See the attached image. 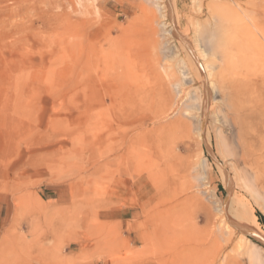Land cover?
I'll list each match as a JSON object with an SVG mask.
<instances>
[{"label": "rangeland", "instance_id": "1", "mask_svg": "<svg viewBox=\"0 0 264 264\" xmlns=\"http://www.w3.org/2000/svg\"><path fill=\"white\" fill-rule=\"evenodd\" d=\"M263 31L264 0H0V264H264Z\"/></svg>", "mask_w": 264, "mask_h": 264}, {"label": "bare ground", "instance_id": "2", "mask_svg": "<svg viewBox=\"0 0 264 264\" xmlns=\"http://www.w3.org/2000/svg\"><path fill=\"white\" fill-rule=\"evenodd\" d=\"M178 17V16H177ZM262 27V26H261ZM263 28V27H262ZM262 29L260 28V30H258L259 32L261 31ZM246 31V30H245ZM253 31V30H252ZM264 32V31H263ZM233 35V34H232ZM255 37V36H254ZM257 38V37H256ZM263 41H264V39H263ZM257 42V41H256ZM182 43H183V45L185 46V48H186V51L190 54L189 55V57H191L190 58V60H191V62H192V64H193V66H194V69L196 70V72H197V74H199V75H201L202 76V72L200 71V63L198 62V60L194 57L195 55H194V53L192 52V50H191V48H190V46L188 45V43L185 41V40H183L182 41ZM237 43V42H236ZM251 43H253V42H251ZM255 43V42H254ZM238 44V43H237ZM259 44H261V43H259ZM249 45V44H248ZM260 46V45H259ZM264 46V45H263ZM247 47V46H246ZM250 48V47H249ZM258 53V52H257ZM229 54V53H228ZM111 55H114V57H112V61H111V64L107 67V69L106 70H104L103 68H102V76L103 75H105L106 76V74H107V70L108 69H112V72L110 73V75H112V77H113V79L115 80V82H114V84H113V86H112V90H111V95H112V99H111V101L113 102V103H111V104H109V105H111V107L113 108V109H116V110H118L120 113L121 112H123V110H133L134 108V105H131L132 104V99H133V95H135L136 93H137V89H136V87H135V84H134V79H132V77L129 75V73H130V71H129V68H125V63L123 64L121 61H119V59L117 58V56H116V53H112ZM258 55V54H257ZM263 56H264V53H263ZM262 56L260 55V58H261ZM259 59V58H258ZM263 62H264V58H263ZM231 65V64H230ZM132 75H133V73H131ZM136 81V80H135ZM205 81H206V79H205ZM136 83V82H135ZM241 87V85L239 86V88ZM254 88V87H253ZM252 88V89H253ZM244 90V92H247V89H243ZM139 92V91H138ZM146 92H148V91H146ZM145 92V93H146ZM241 93H242V91H240ZM240 92H235V93H232V95L234 94V95H240L241 93ZM208 94V92H207V86H206V89H205V104H204V111H203V113H205V110H206V105H207V94ZM103 95H105V91H104V88H103V86H102V96ZM111 95H109V96H111ZM233 95V96H234ZM144 96V95H143ZM142 97V96H141ZM145 98H146V96H144ZM157 97H155L154 99H156ZM236 98H237V96H236ZM140 99V98H139ZM142 99V98H141ZM140 99V100H141ZM238 99V98H237ZM140 100H138V101H140ZM229 100H231V98L229 99ZM156 101V100H155ZM158 101V100H157ZM157 101L156 102H154V104H153V106H154V110H153V112H154V114H157V113H159L160 111H163L164 109H162L161 107L163 106V105H161V104H159V103H157ZM238 101V100H237ZM141 102V101H140ZM167 102V101H166ZM138 103V102H137ZM141 103H143V101L141 102ZM238 103V102H237ZM166 104H168V103H166ZM165 104V105H166ZM233 104V103H232ZM231 104V105H232ZM239 104V103H238ZM146 105V104H145ZM234 105V104H233ZM147 106V105H146ZM237 106V105H236ZM240 107H238V109H240L241 111H243L242 113H245V112H247V110H250V108H248L247 106H244V105H239ZM262 106H263V104H262ZM231 107V106H230ZM233 107V106H232ZM144 108H146L145 106H144ZM164 108V107H163ZM234 108V107H233ZM232 108V109H233ZM261 108V107H260ZM141 109V108H140ZM166 109V108H165ZM142 110H143V108H142ZM259 110V109H258ZM234 112H237V111H234ZM254 112V111H253ZM260 112V111H259ZM258 112V113H259ZM238 113V112H237ZM202 115H204V114H202ZM261 120V119H260ZM264 120V119H263ZM240 122V121H239ZM132 123V122H131ZM134 123V122H133ZM139 123H141V121L139 122ZM143 123V122H142ZM238 127H239V125H238ZM253 134V133H252ZM262 139V138H261ZM260 140V139H259ZM262 144H263V146H264V139L262 140ZM251 144V143H250ZM261 148V147H260ZM248 152V151H247ZM264 154V153H263ZM249 156H251V155H249ZM172 206H174V205H172ZM171 206V207H172ZM169 211V210H168ZM227 211H228V214L231 216V217H233L234 219H236L239 223H241V224H243V225H245L248 229H246L245 231H247L248 230V232L249 231H252L250 228H252V227H254L255 229H257V230H259V226H258V223H257V221H256V216L254 215V213H253V211H252V209L250 208V206H248V204H247V202L246 201H243V200H241V199H239V198H233V199H231L230 201H229V203H228V205H227ZM175 222V221H174ZM172 223H173V221H172ZM180 223V222H179ZM178 223V224H179ZM174 225H176V223H173ZM149 225H150V223H149ZM173 225V226H174ZM190 225H191V223H190ZM152 226V225H151ZM192 226V225H191ZM153 227V226H152ZM149 228V227H148ZM172 228H174V227H172ZM154 229V228H153ZM167 229V228H166ZM192 229H194L193 227H192ZM156 230V229H155ZM154 231V230H153ZM158 231V230H157ZM155 233V232H154ZM160 233V232H159ZM154 235V234H153ZM167 235V234H166ZM256 235V234H255ZM263 235V234H262ZM151 236H152V234H151ZM151 236H149L148 234H145V233H140L139 235H138V238H139V240L143 243V246H147L148 244L149 245H152V244H150V243H152L153 241V238L151 237ZM157 236V235H156ZM158 236H159V234H158ZM257 236V238H260V239H262V236H260V235H256ZM160 237V236H159ZM148 247V246H147ZM146 247V248H147ZM184 248V247H183ZM182 248V249H183ZM188 248V247H187ZM181 249V248H180ZM179 249V250H180ZM181 249V250H182ZM146 250V249H145ZM190 250V249H189ZM193 250V249H192ZM141 251L143 252V250L141 249ZM178 251V250H177ZM187 251V250H186ZM186 251H185V253H186ZM140 252V251H139ZM141 252V253H142ZM175 252V251H174ZM193 253H194V251H192ZM188 253V252H187ZM190 253H191V251H190ZM174 254V253H173ZM180 254V253H179ZM178 254V255H179ZM184 255V254H183ZM185 255H187V254H185ZM184 255V256H185ZM176 256H177V254H176ZM181 256V255H180ZM188 257H189V255H187ZM187 257V258H188ZM173 258H175V257H173ZM181 258V257H180ZM183 258H185L186 260H187V258L186 257H182V259ZM147 260V259H146ZM172 260V259H171ZM180 260V259H179ZM189 260V259H188ZM187 260V261H188ZM192 260V259H191ZM173 261V260H172ZM182 261V260H181ZM141 262V261H140ZM144 262V261H143ZM147 262V261H146ZM175 261H173V262H171L170 264H175L174 263ZM179 262V261H178ZM183 263H184V261H183ZM178 264V263H177ZM179 264H182V263H179Z\"/></svg>", "mask_w": 264, "mask_h": 264}, {"label": "water", "instance_id": "3", "mask_svg": "<svg viewBox=\"0 0 264 264\" xmlns=\"http://www.w3.org/2000/svg\"><path fill=\"white\" fill-rule=\"evenodd\" d=\"M263 240V239H262Z\"/></svg>", "mask_w": 264, "mask_h": 264}]
</instances>
